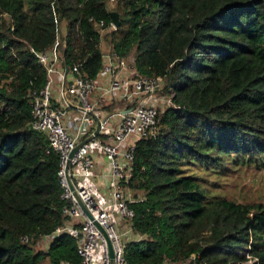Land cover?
I'll list each match as a JSON object with an SVG mask.
<instances>
[{
    "label": "trees",
    "instance_id": "obj_1",
    "mask_svg": "<svg viewBox=\"0 0 264 264\" xmlns=\"http://www.w3.org/2000/svg\"><path fill=\"white\" fill-rule=\"evenodd\" d=\"M0 0V264L79 263L77 243L60 235L35 244L63 223L59 155L31 128L28 92L45 71L29 51L56 42L66 22L67 63L84 75L102 66L95 20L120 26L114 49L135 57L141 74L164 77L181 109L161 118L162 134L139 143L134 188L136 229L128 264H264V201L206 197L184 166L229 164L232 156L264 167V0ZM28 5V8H27ZM232 161V160H231ZM194 166V165H193Z\"/></svg>",
    "mask_w": 264,
    "mask_h": 264
},
{
    "label": "built area",
    "instance_id": "obj_2",
    "mask_svg": "<svg viewBox=\"0 0 264 264\" xmlns=\"http://www.w3.org/2000/svg\"><path fill=\"white\" fill-rule=\"evenodd\" d=\"M56 19L64 23L58 14ZM90 20L103 47L118 27L113 20ZM64 24L52 47H29L45 71L44 85L28 92L30 126L46 135V152L59 155L64 201L63 223L38 241L49 247L60 235L75 238L80 261L63 264H128L127 246L146 238L134 225V204L144 199L132 186L138 145L158 138L162 115L182 106L164 77L138 72L135 57L117 52L111 41L97 76L84 75V59L67 63Z\"/></svg>",
    "mask_w": 264,
    "mask_h": 264
},
{
    "label": "rangeland",
    "instance_id": "obj_3",
    "mask_svg": "<svg viewBox=\"0 0 264 264\" xmlns=\"http://www.w3.org/2000/svg\"><path fill=\"white\" fill-rule=\"evenodd\" d=\"M117 3V0H109V9L115 10ZM64 23L66 24L65 21ZM64 23L61 21L60 27ZM108 41H110V35L103 42L105 49L108 47ZM231 160L229 164L224 166H205L203 162H198L191 165L186 164L184 168L188 173L197 176L198 180L207 190L205 194L207 198L220 196L238 202L264 201V167L237 159L235 156H232ZM35 246L38 249L47 250L48 241L43 239L38 241ZM40 264H52V262L48 257L40 262ZM181 264L187 263L183 262ZM243 264H250V261H246Z\"/></svg>",
    "mask_w": 264,
    "mask_h": 264
},
{
    "label": "water",
    "instance_id": "obj_4",
    "mask_svg": "<svg viewBox=\"0 0 264 264\" xmlns=\"http://www.w3.org/2000/svg\"><path fill=\"white\" fill-rule=\"evenodd\" d=\"M111 16H112V20L114 22V24L119 27L120 26V15H119V12L117 11H112L111 12ZM109 245H110V249H111V242L109 241Z\"/></svg>",
    "mask_w": 264,
    "mask_h": 264
}]
</instances>
